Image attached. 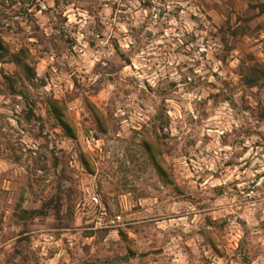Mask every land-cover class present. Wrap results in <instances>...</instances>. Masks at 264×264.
<instances>
[{"label":"rangeland","instance_id":"rangeland-1","mask_svg":"<svg viewBox=\"0 0 264 264\" xmlns=\"http://www.w3.org/2000/svg\"><path fill=\"white\" fill-rule=\"evenodd\" d=\"M0 40V264H264V0H0Z\"/></svg>","mask_w":264,"mask_h":264},{"label":"trees","instance_id":"trees-1","mask_svg":"<svg viewBox=\"0 0 264 264\" xmlns=\"http://www.w3.org/2000/svg\"><path fill=\"white\" fill-rule=\"evenodd\" d=\"M0 52H5L7 53L8 50L6 49V47L4 46V44L2 43V41L0 40ZM12 59L13 61L16 63V64H20V56L19 54H16V55H12ZM24 68H27L26 65H23ZM50 103L52 104L51 106L53 108H55L57 105H58V102L56 101H50ZM58 108V107H57ZM56 109V108H55ZM55 119L57 120V122L60 124V126L64 129L65 132L67 133H71V127L69 125V122L65 119L64 115H63V112L61 109H56L55 113ZM70 135V134H69ZM149 159L152 163V165L156 168V170L159 172L160 171V163L156 160V156L155 155H152L150 154L149 155Z\"/></svg>","mask_w":264,"mask_h":264},{"label":"clouds","instance_id":"clouds-1","mask_svg":"<svg viewBox=\"0 0 264 264\" xmlns=\"http://www.w3.org/2000/svg\"><path fill=\"white\" fill-rule=\"evenodd\" d=\"M83 23H81V27H83ZM119 28L122 32H127V29L125 28L124 25H119ZM81 39H83L84 37H80ZM125 43L123 45V47H127L128 45L135 44V40L131 37V36H125L124 37ZM106 43V41H105ZM202 67V66H201ZM201 69H198L197 71H200ZM163 78V70L161 69L159 72H151V74L149 75V73L145 72L143 74V76L141 77V79H149L150 83H152L153 87L157 86L158 80ZM172 78L179 81L180 80V76L176 75L175 72L173 71L172 73ZM194 99H199V97H193Z\"/></svg>","mask_w":264,"mask_h":264},{"label":"built area","instance_id":"built-area-1","mask_svg":"<svg viewBox=\"0 0 264 264\" xmlns=\"http://www.w3.org/2000/svg\"><path fill=\"white\" fill-rule=\"evenodd\" d=\"M90 201L93 204H95V205L99 204L98 198H97V196L95 194H92V196H90ZM102 215H105L104 209H103ZM98 226H99V228H102L103 227V226H101V223L96 224V228H98Z\"/></svg>","mask_w":264,"mask_h":264}]
</instances>
